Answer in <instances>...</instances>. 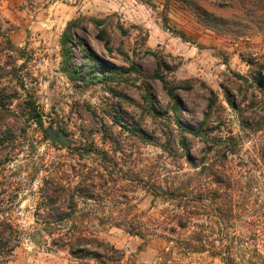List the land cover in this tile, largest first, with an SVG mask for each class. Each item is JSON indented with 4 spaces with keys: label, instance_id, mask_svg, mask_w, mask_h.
Segmentation results:
<instances>
[{
    "label": "rangeland",
    "instance_id": "rangeland-1",
    "mask_svg": "<svg viewBox=\"0 0 264 264\" xmlns=\"http://www.w3.org/2000/svg\"><path fill=\"white\" fill-rule=\"evenodd\" d=\"M83 18L107 21L112 51L97 39L96 27L85 22L83 29L76 30L72 47L73 58L83 65L82 69H86V65L81 48L86 46L101 66L107 64L123 71L136 65L141 73L125 74L126 79L112 83L111 87L72 84L61 67V38L71 22ZM0 20L5 37L13 46L0 37V95L6 98L1 101L6 116L0 119V139L9 130L17 136L15 143L9 144L0 156V188L8 195L0 205L11 208L7 218L20 234L9 264H81L66 250L52 246L43 226L48 218L43 212V191L45 177L53 170L54 163L63 173L59 176L66 179L67 186L72 184V188L80 173L87 175L95 164L86 156L71 157L67 149L49 139L47 130L63 132L69 146L94 140L100 148L104 147L92 111L108 125L112 124L109 116L112 105L121 108L123 115L131 120H140L142 83L146 76L156 73L159 61L166 64L162 68L165 78L193 83L192 89L177 92L183 124L193 130L201 127L211 92H214L223 110L220 125L217 120L211 128L220 127L215 136L235 138L239 155L231 157L234 173L248 171L246 164L240 162L242 158H250L260 165L258 153L264 146V102L251 105L252 96H261L262 91L253 82L250 62L264 63V25L234 33L216 31L201 24L192 11L177 0H0ZM120 25L126 33L121 31ZM261 78L264 80V68ZM150 84L159 107L169 110L172 101L163 83L155 80ZM111 89L117 95L111 94ZM226 89L231 90L237 109L228 104ZM33 107L42 116V128L31 119ZM143 124L149 133L159 134L151 118H146ZM172 126L177 142L181 132L175 124ZM113 129L123 147L129 143L139 146V152L135 151L131 160L128 159L130 168L125 161L128 155L118 154L119 160L122 159L121 168L125 170L121 178L135 182L141 167L161 157L162 151L153 146L145 147L137 139L126 141L127 134L118 127ZM184 134L191 142V155L199 160L202 143L190 133ZM174 147L179 150L177 143ZM116 148L109 144L106 149ZM135 161H139L138 167ZM114 181L110 180L111 184ZM97 194L100 197L89 204L103 209L105 215L101 213L100 218L109 222H121L126 216H122V212L131 214V218L135 215L154 218L163 207L141 188L135 190L134 184L128 181L123 192L109 189ZM253 194L246 206L241 202L237 216L236 248L242 264H264V189L257 188ZM66 205L67 201L61 200L57 208ZM99 231L103 241L122 252L124 258L117 264H222L202 254L171 253L163 239L143 240L123 228Z\"/></svg>",
    "mask_w": 264,
    "mask_h": 264
},
{
    "label": "trees",
    "instance_id": "trees-1",
    "mask_svg": "<svg viewBox=\"0 0 264 264\" xmlns=\"http://www.w3.org/2000/svg\"><path fill=\"white\" fill-rule=\"evenodd\" d=\"M177 1L188 7L201 24L216 31L234 33L252 26L264 25V0ZM88 21L98 30L97 39L104 43L108 51H112L105 19L83 18L71 22L61 38V67L70 82L74 85L84 83L111 87L112 83L126 79L125 74H140L141 68L136 65L123 71L107 64L101 66L97 63L98 58L86 46L81 48L86 69H82L83 65L75 62L72 47L77 35L76 30L83 29V24ZM119 27L126 33L123 26ZM0 37L13 47L11 40L5 37L1 20ZM124 55L128 59V55ZM250 64L253 82L262 91L261 96H252L251 105L254 106L264 102V80L261 78L264 63ZM163 67H166L165 62L159 61L156 73L144 78L140 90L143 99V104L140 105L143 115L140 120H131L123 115L121 108L112 105L109 115L112 119L110 126L95 110L92 111L97 123L96 131L101 134L104 147L100 148L93 140L67 148L71 157L86 156L95 164L87 175L80 173L75 188L71 187L72 184L67 186L66 179L59 176L63 173L57 169L56 163L45 177L43 212L48 218L43 222V226L51 238L52 246L66 250L81 264L93 261L98 264H117L123 260L122 252L99 236V230L109 227L123 228L130 235L143 240L163 239L171 253L175 251L182 256L202 254L210 259L219 260L222 264H242L236 248L237 216L241 202L246 206L247 202L252 200L254 190L264 189V146L258 153L260 165L257 161L251 162L250 158H242L240 162L246 164L248 171L234 173L231 157L239 155L238 146L234 144L235 138L215 136V131L220 130V127L211 128L217 120V125H220L222 117L223 106L219 103L217 95L211 92L201 127L197 130L187 128L181 119V101L177 92L192 89L193 83L170 81L165 78ZM155 80L163 83L172 101V106L167 111L159 107L150 84ZM110 92L117 95L114 89ZM225 93L228 104L237 109L231 90L226 89ZM121 98L126 99L123 96ZM4 100L6 98L0 95V119L6 116L1 103ZM30 112L31 119H35L42 128V116L37 109L33 107ZM148 117L156 124L159 134L149 133L143 128V123ZM172 124L181 132L177 142ZM115 127L129 136L126 141L137 139L136 141L145 147L153 146L162 151L161 157L141 167L136 173L135 182L121 178L125 170L121 168L119 161L122 159L119 160L118 154L122 152L128 155L125 156L127 163H124L130 168L129 161L135 151L139 152V146L137 143H129L123 147L122 142L117 140L118 136L115 137L113 129ZM184 133H190L202 143L199 160H195L191 155V142ZM16 139L17 136L11 130L4 134L0 139V156L5 153L9 144L15 143ZM175 143L178 145V151L175 150ZM109 144L117 148L106 149ZM134 163H137L138 167L139 161ZM251 166L256 168L251 170ZM113 179L116 181L111 184L110 180ZM127 181L134 184L135 190L141 188L154 202L163 205L156 217L135 215L131 218L129 217L131 214L122 212V216H126L121 222H109L100 218L101 213L105 215L103 209L98 205L89 204L100 197L97 191L106 192L109 189L125 191ZM6 193L0 188V204L6 201L8 196ZM61 200H66L67 205L58 209ZM10 209L0 205V264H9L20 242L17 227L7 218ZM128 211L132 213L130 209Z\"/></svg>",
    "mask_w": 264,
    "mask_h": 264
},
{
    "label": "water",
    "instance_id": "water-1",
    "mask_svg": "<svg viewBox=\"0 0 264 264\" xmlns=\"http://www.w3.org/2000/svg\"><path fill=\"white\" fill-rule=\"evenodd\" d=\"M48 137L51 141L57 143L61 148L67 149L69 140L63 132L56 133L52 130H47Z\"/></svg>",
    "mask_w": 264,
    "mask_h": 264
}]
</instances>
